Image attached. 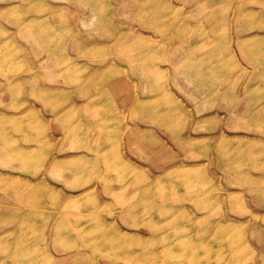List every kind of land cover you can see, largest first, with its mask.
<instances>
[{"label": "rangeland", "instance_id": "1", "mask_svg": "<svg viewBox=\"0 0 264 264\" xmlns=\"http://www.w3.org/2000/svg\"><path fill=\"white\" fill-rule=\"evenodd\" d=\"M0 264H264V0H0Z\"/></svg>", "mask_w": 264, "mask_h": 264}, {"label": "bare ground", "instance_id": "2", "mask_svg": "<svg viewBox=\"0 0 264 264\" xmlns=\"http://www.w3.org/2000/svg\"><path fill=\"white\" fill-rule=\"evenodd\" d=\"M136 137H134V135H132V136H130V138H129V141H130V143L132 144V143H134V144H136L137 142H138V139L136 138ZM165 213H167V211L166 212H164V214ZM130 250V249H129ZM141 254H143L144 255V250H142V252L140 253V255Z\"/></svg>", "mask_w": 264, "mask_h": 264}]
</instances>
